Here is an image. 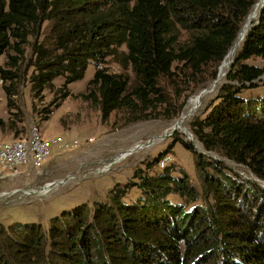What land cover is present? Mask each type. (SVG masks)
I'll list each match as a JSON object with an SVG mask.
<instances>
[{"label":"trees","instance_id":"16d2710c","mask_svg":"<svg viewBox=\"0 0 264 264\" xmlns=\"http://www.w3.org/2000/svg\"><path fill=\"white\" fill-rule=\"evenodd\" d=\"M257 1L0 0L7 106L17 107L26 61L35 96L62 77L63 100L69 84L96 65L89 95L104 118L120 109L172 106L162 79L182 63L222 62ZM254 57L264 60V7L192 131L205 148L246 165L264 183V96L244 94L264 82V65L247 63ZM108 59L131 69L138 85L130 89L126 75L111 73ZM177 142L193 152L201 190L183 167L151 173L160 153L126 183L116 182L106 199L65 210L48 228L0 223V264H264V187L207 158L192 141L177 136Z\"/></svg>","mask_w":264,"mask_h":264},{"label":"rangeland","instance_id":"374dc122","mask_svg":"<svg viewBox=\"0 0 264 264\" xmlns=\"http://www.w3.org/2000/svg\"><path fill=\"white\" fill-rule=\"evenodd\" d=\"M183 35L186 37L187 33L184 32ZM27 56L31 57L30 46ZM5 63L6 58L2 56L0 65ZM247 63L264 65V60L254 57ZM27 64V61L23 63L19 71L20 81L17 83L18 93L15 97L17 107L8 108L3 88L4 80L0 86V141L26 137L32 124L39 125L41 134L46 139L58 136L79 139L80 146L74 150L65 152L54 150L50 158V166L54 173L50 178H55L66 174L82 163L112 155L121 149L131 147L138 142L148 141L153 137H161L166 131L173 129L181 112L189 104L190 98L216 78L222 62L211 60L201 68L199 64L197 66L192 63L179 64L171 77H166L161 81V91L172 106L162 103L151 109H144L143 106H139L137 111L120 109L111 113L107 118H104L98 100L90 98L89 95L91 89H89L88 83L94 76L96 65L90 64L82 80L69 84L68 88L71 94L63 100L59 91L65 82L62 77L55 79L54 89H46L41 96L36 97L29 80L32 69H28ZM106 66L111 73L126 75L131 85L130 89L138 85L137 78L131 69H124L113 59H108ZM232 67L233 65L230 70ZM225 82L226 79L217 90L205 99L194 116L185 122V126L193 135L192 138L183 130L175 129L170 138L161 139L155 146L138 151L122 164L102 175L67 185L30 203L1 201L0 223L7 226L16 223L36 222L48 228L50 219L60 215L63 211L72 210L84 203L92 206L96 200L106 199L108 191L117 181L126 183L132 178L137 168H146V164L152 162L163 152L173 155L175 162L171 166L185 168L192 183L201 190V179L195 165L194 154L181 142L172 144L177 136L184 141H192L196 150L207 158L222 161L242 177L264 187L261 179L246 165L235 162L221 152L205 148L192 131V122L197 117L204 116L205 111L214 103L219 89ZM237 83L234 84L239 86ZM256 83L257 87L245 88V96H264V82L258 80ZM167 110H170L171 114H167ZM162 170L155 166L150 172L155 174ZM21 171L22 173L15 179L0 178V190L13 186L36 184L44 178L32 169L23 167ZM137 193L138 190L134 188L131 190L130 196L135 197ZM173 198L176 201L178 199L175 196Z\"/></svg>","mask_w":264,"mask_h":264},{"label":"built area","instance_id":"2783aa9c","mask_svg":"<svg viewBox=\"0 0 264 264\" xmlns=\"http://www.w3.org/2000/svg\"><path fill=\"white\" fill-rule=\"evenodd\" d=\"M2 83L3 79L0 73V86ZM218 88L219 86L215 90ZM188 106L189 104L185 106L178 119L181 120L184 126L185 122L194 116L182 119ZM175 129L174 127L166 131L161 137H153L148 141L138 142L112 155L82 163L62 176L50 178L54 173L53 168L50 166V158L54 150L60 152L74 150L80 146L79 139H68L61 136L46 139L42 136L39 125L32 124L26 137L0 141V178L15 179L22 173L21 169L23 167L34 170L39 176H43L44 178L36 184L13 186L0 190V202L30 203L37 198L50 195L67 185L81 182L86 178L102 175L113 170L138 151L155 146L161 139L170 138ZM174 162L173 155L166 153L160 158L157 166L160 169H165ZM48 186L51 187V190L47 189Z\"/></svg>","mask_w":264,"mask_h":264},{"label":"bare ground","instance_id":"6f19581e","mask_svg":"<svg viewBox=\"0 0 264 264\" xmlns=\"http://www.w3.org/2000/svg\"><path fill=\"white\" fill-rule=\"evenodd\" d=\"M263 5H264V0H258L257 3L254 5L246 21L241 26L238 32V35L236 37V40L230 47L227 55L224 57L216 78L207 87H205L204 89H202L201 91H199L197 94H195L194 96L190 98L189 106L182 118L183 120L189 116L194 115L196 111L198 110V108L202 106L205 99L209 95H211L215 91V89L225 81V79L228 76L231 66L236 61L239 55V52L242 49L249 35V32L251 31L253 26L256 24V22L260 18L261 11L264 7ZM174 127L176 129L183 130L186 134H188L189 137L191 138L193 137L191 132L187 129V127L184 126L181 120L176 121V123L174 124ZM47 189L51 190V187L48 186Z\"/></svg>","mask_w":264,"mask_h":264},{"label":"water","instance_id":"95a60500","mask_svg":"<svg viewBox=\"0 0 264 264\" xmlns=\"http://www.w3.org/2000/svg\"><path fill=\"white\" fill-rule=\"evenodd\" d=\"M263 6H264V5H263ZM259 19H260V18H259ZM259 19H258V21L256 22V24L259 22ZM256 24H255V25H256ZM255 25L253 26V28L255 27ZM253 28H252V29H253Z\"/></svg>","mask_w":264,"mask_h":264},{"label":"crops","instance_id":"0c3cea01","mask_svg":"<svg viewBox=\"0 0 264 264\" xmlns=\"http://www.w3.org/2000/svg\"><path fill=\"white\" fill-rule=\"evenodd\" d=\"M117 182H120V181H117Z\"/></svg>","mask_w":264,"mask_h":264}]
</instances>
